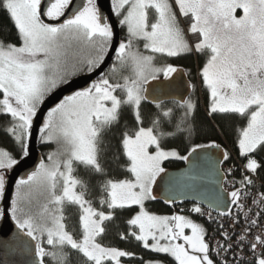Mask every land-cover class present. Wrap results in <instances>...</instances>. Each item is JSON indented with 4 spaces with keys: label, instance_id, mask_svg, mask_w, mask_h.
<instances>
[{
    "label": "snow or ice",
    "instance_id": "1",
    "mask_svg": "<svg viewBox=\"0 0 264 264\" xmlns=\"http://www.w3.org/2000/svg\"><path fill=\"white\" fill-rule=\"evenodd\" d=\"M177 74L183 92L153 87ZM37 131L53 147L13 178ZM0 201L21 264H264V0H0Z\"/></svg>",
    "mask_w": 264,
    "mask_h": 264
},
{
    "label": "water",
    "instance_id": "2",
    "mask_svg": "<svg viewBox=\"0 0 264 264\" xmlns=\"http://www.w3.org/2000/svg\"><path fill=\"white\" fill-rule=\"evenodd\" d=\"M102 8L107 12L109 7V0H99ZM111 61L109 60V63ZM104 67H107V64L104 65ZM98 75V73L96 74ZM91 78H95L92 76ZM88 77H80L77 78V80L74 82L73 86L70 88H65L64 90L60 91L57 94V98L61 95L67 94L69 91L74 90L76 87H82L85 85L86 81L88 80ZM153 87H164L166 90L173 91V92H183L185 89L184 85V78L177 74L175 77V80L170 85H159L154 83ZM50 106V104L48 105ZM46 110V109H45ZM39 134L38 131L34 135V139L32 141V152L31 156L27 158L16 170L12 173V177L19 174H23L24 171L29 170L31 167L34 166V163L38 161L39 157L42 156V153L39 149ZM201 155H204L203 153ZM209 157H214L216 154L212 151H209L207 153ZM198 167L194 170L192 173L193 175H196L200 177V179H197L195 181V184L197 186V190L201 194V196L206 200H212L217 193L218 185L214 182V178L211 174L210 165L203 161L199 160L197 161ZM188 168V164L182 161V165L178 168H168L170 173L176 174L177 180L180 182L179 187L180 190H185V185H190L192 182L189 181L187 178L181 176L180 174L183 172V170ZM168 180V177H165L163 180L159 182V191L161 193V196H163V191L166 186V182ZM191 192L187 193V198L183 202H178L179 204H191ZM156 202H159L165 206L166 205L163 202V199H160ZM5 201H0V206H3ZM26 238H21L17 235V229L15 228L14 223L9 218L0 217V261H6L7 264H21V262L25 259L23 255L20 254L18 251L19 249H22L26 246Z\"/></svg>",
    "mask_w": 264,
    "mask_h": 264
},
{
    "label": "trees",
    "instance_id": "3",
    "mask_svg": "<svg viewBox=\"0 0 264 264\" xmlns=\"http://www.w3.org/2000/svg\"><path fill=\"white\" fill-rule=\"evenodd\" d=\"M178 66H182V67H191L193 69V72H195V60L190 59V58H176V59H172L171 61ZM199 95V93H198ZM199 100H200V106H199V110L197 112V121L198 123L201 125V133H200V137L196 139V142H207L206 140V134L209 133V125H210V121L207 120V118L205 117V105H206V94L203 90H201V96H199ZM213 138H217L219 140V142H221L225 147L229 148L230 151H232V153L234 155H236L235 151L233 150V145H232V139L231 136L229 135L227 138H220V137H215L213 136ZM51 146V145H49ZM47 146V147H49ZM45 147V145H41L40 141H39V149L42 153V155H44L47 152V149H43ZM182 151H183V146H182ZM182 165V161H173L171 163H167L165 166L167 168H178ZM181 206L183 207H189V204H179L176 205L175 207L172 206H165L159 202H152L149 207L152 210H155L157 212L160 213H167L170 214L173 211H178L179 208H181ZM197 219H200L198 217H196ZM200 222H203V220H200ZM114 244H117L120 247H128V245L117 241V240H113L112 241ZM138 254H143V253H139ZM125 264H129L128 261L125 262ZM131 264H135V262H131Z\"/></svg>",
    "mask_w": 264,
    "mask_h": 264
},
{
    "label": "rangeland",
    "instance_id": "4",
    "mask_svg": "<svg viewBox=\"0 0 264 264\" xmlns=\"http://www.w3.org/2000/svg\"><path fill=\"white\" fill-rule=\"evenodd\" d=\"M199 96H201V91H199ZM49 145H45V147L43 149H47V152L51 149V147H53L52 145L47 147Z\"/></svg>",
    "mask_w": 264,
    "mask_h": 264
},
{
    "label": "built area",
    "instance_id": "5",
    "mask_svg": "<svg viewBox=\"0 0 264 264\" xmlns=\"http://www.w3.org/2000/svg\"><path fill=\"white\" fill-rule=\"evenodd\" d=\"M229 149V148H228ZM233 154V153H232ZM233 157H235V155L233 154ZM228 165H225V167H227Z\"/></svg>",
    "mask_w": 264,
    "mask_h": 264
},
{
    "label": "flooded vegetation",
    "instance_id": "6",
    "mask_svg": "<svg viewBox=\"0 0 264 264\" xmlns=\"http://www.w3.org/2000/svg\"><path fill=\"white\" fill-rule=\"evenodd\" d=\"M183 206H181V208H182ZM180 209V208H179ZM179 209H178V211H179Z\"/></svg>",
    "mask_w": 264,
    "mask_h": 264
}]
</instances>
